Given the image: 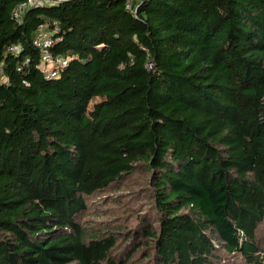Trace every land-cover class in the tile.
Listing matches in <instances>:
<instances>
[{
  "label": "trees",
  "instance_id": "1",
  "mask_svg": "<svg viewBox=\"0 0 264 264\" xmlns=\"http://www.w3.org/2000/svg\"><path fill=\"white\" fill-rule=\"evenodd\" d=\"M23 2L0 0V264H130L143 247L151 264H264V0H68L18 20ZM138 167L154 222L84 225Z\"/></svg>",
  "mask_w": 264,
  "mask_h": 264
},
{
  "label": "rangeland",
  "instance_id": "2",
  "mask_svg": "<svg viewBox=\"0 0 264 264\" xmlns=\"http://www.w3.org/2000/svg\"><path fill=\"white\" fill-rule=\"evenodd\" d=\"M100 100L98 98L91 103L90 111ZM154 217L150 174L145 167H138L128 178L120 180L114 187L89 198L88 212L83 215L81 221L96 232L123 230L118 228L138 229L142 220L154 222ZM260 237L264 238V225L261 227ZM123 246L124 243L118 245L120 251H123ZM145 253V247L140 248L130 264H151L149 259H145ZM118 255L113 253L114 257ZM223 257L219 264H246L237 256L228 258L223 255Z\"/></svg>",
  "mask_w": 264,
  "mask_h": 264
},
{
  "label": "built area",
  "instance_id": "3",
  "mask_svg": "<svg viewBox=\"0 0 264 264\" xmlns=\"http://www.w3.org/2000/svg\"><path fill=\"white\" fill-rule=\"evenodd\" d=\"M68 0H24V2L15 10L14 17L18 20L21 19L23 13L31 6L43 5V4H54L61 3ZM140 0H127L126 8L135 12L136 4ZM53 33H44L39 35L35 40V46L40 50L41 53V68L47 71H51L52 75L57 74L58 69L65 65V60L61 57H55L51 51L54 44ZM14 50H17V46H14Z\"/></svg>",
  "mask_w": 264,
  "mask_h": 264
}]
</instances>
